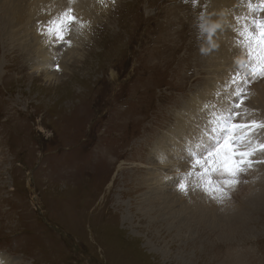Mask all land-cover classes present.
<instances>
[{
	"label": "rangeland",
	"instance_id": "obj_1",
	"mask_svg": "<svg viewBox=\"0 0 264 264\" xmlns=\"http://www.w3.org/2000/svg\"><path fill=\"white\" fill-rule=\"evenodd\" d=\"M214 2L112 0L107 11L91 19L83 46L71 53L77 18L70 0H45L42 10L32 9L30 1L12 2L22 13L16 28L2 23L7 0L0 1V256L13 264H264V186L258 179L264 177V117L244 115V122L240 117L241 100L264 83V71L250 62L260 57L252 52L261 48L257 23L264 21V3L226 0L217 7ZM232 8L236 16L224 17ZM66 15L74 19L66 21ZM243 21L248 30L241 42L249 57L241 60L242 54L233 58L234 40L242 33L234 26ZM45 38L51 40L46 47L58 53L48 79L47 70H37L41 56L32 47ZM254 38L255 46L246 48ZM210 63L226 79L217 87L221 97L205 112L195 102L215 81ZM234 82L242 90L238 100ZM191 110L195 133L203 132L208 144L190 148L189 155L184 144L174 165L167 163L169 150L157 163L161 147H155ZM230 117L232 123L256 125L234 132L238 149L253 154L235 177L210 167L205 172L196 161L223 140ZM136 168L153 176L139 169L142 176L135 181L130 174ZM156 173L163 175L162 185H155ZM137 184L143 189L136 190ZM165 195L171 197L167 202ZM164 203L174 211L178 206L177 212ZM143 205L164 210L148 212L153 210L144 211ZM199 209L213 219L199 222ZM179 213L188 214L190 222L176 236L171 215Z\"/></svg>",
	"mask_w": 264,
	"mask_h": 264
},
{
	"label": "bare ground",
	"instance_id": "obj_2",
	"mask_svg": "<svg viewBox=\"0 0 264 264\" xmlns=\"http://www.w3.org/2000/svg\"><path fill=\"white\" fill-rule=\"evenodd\" d=\"M1 1V0H0ZM29 1H30V4H31V6H32V9H33V7L34 8H37V9H39V10H42V9H44V2H45V0H12L11 2H10V0H7V3H6V6L3 8V10H2V14H6L7 13V15H4V17L3 18H5V19H2V17H1V20H2V23H5V25L7 26V28H16L17 26H21V20H22V13H21V11L20 12H17V11H15L14 9H13V7H12V2L14 3V5H15V3H17L16 5H18V4H21V6L22 5H24L25 3H29ZM71 1V3H69V7L68 8H70V9H72V11L71 12H73V15H76V18H77V21L75 22V26H76V29H75V32L73 33V38L74 39H77V42L75 43V46H73V47H70V52L71 53H74V52H76V51H78V49L80 48V46H83V44H84V42L86 41V39H87V37H88V35H89V31H90V24H91V19H95L96 18V16L98 15V14H100L101 12H105V11H107L109 8H110V4H112V3H110V1L112 2V0H70ZM216 2H214V4H215V6H217V5H219V6H221V4H225V2H226V0H215ZM8 2H10L9 4H8ZM109 2V3H108ZM213 3V2H212ZM211 3V4H212ZM5 4V3H4ZM27 5V4H26ZM25 6V5H24ZM29 6V5H28ZM38 6H42L41 8H39ZM27 7V6H26ZM30 7V6H29ZM218 7V6H217ZM217 7H215V8H217ZM222 7H225V6H223L222 5ZM46 9V8H45ZM20 10V9H19ZM24 10H25V8H24ZM27 10V9H26ZM35 10V9H34ZM59 11V10H58ZM216 11V10H215ZM24 12V11H23ZM29 12V11H28ZM31 13V12H30ZM29 14V13H28ZM249 14V16L251 15V13H248ZM101 15V14H100ZM67 16V15H66ZM233 16H236V11H235V8H232V9H230L229 10V12L227 13V14H224V17H233ZM252 16V15H251ZM264 16V15H263ZM7 18V19H6ZM258 18V17H257ZM239 19V18H238ZM251 19V18H250ZM255 19H256V17H255ZM14 20H15V22H14ZM28 20V19H27ZM256 21V20H255ZM36 22V21H35ZM93 22V21H92ZM90 23V24H89ZM237 23H238V21H237ZM33 24V23H32ZM66 24V23H65ZM72 25H74V24H72ZM235 28H238V27H240V29H242V33H240V34H238L237 36H236V39L234 40V44H235V46H234V48H235V53H234V59H236V57H238V55L239 54H242V56H241V60H243V58H244V55L246 54L245 52H244V49H243V40H242V42H241V35L243 34V33H245V31L244 30H248V29H246V23H245V21H243V22H241V24H236L235 26H234ZM32 28H34V26L32 27ZM35 29V28H34ZM33 29V30H34ZM25 30H28V28H27V26H25ZM54 30V29H53ZM244 31V32H243ZM39 32H42L41 34H42V36L43 35H45V31H43V30H41V31H39L38 30V33ZM48 33H49V31H48ZM55 33H57V32H53V34H55ZM59 33V32H58ZM57 33V34H58ZM47 34V33H46ZM59 34H61V33H59ZM51 35V34H50ZM244 36H245V34H243ZM47 36V35H46ZM62 36V35H61ZM67 36H69V35H67ZM66 36V37H67ZM39 37H40V35H39ZM58 37V36H57ZM60 37V36H59ZM65 37V38H66ZM42 38V37H41ZM57 40V39H56ZM245 40V39H244ZM248 40V39H247ZM258 40V39H257ZM51 40H49V38H45V39H40V40H38L37 42H34V44H32V47H35V48H37V50H38V53H39V55L41 56V59L39 60V62H37L38 64H39V66L37 67V70L39 71L40 69L41 70H43V71H45V70H47V79L48 78H50V77H52V76H50L49 75V70H50V68H51V66H52V64H54L55 66H56V64L53 62L55 59H58V58H56V55L58 54L56 51V48H52V47H46L47 46V44H48V42H50ZM246 41V40H245ZM249 41V40H248ZM212 42H213V39H211V44H212ZM247 42V41H246ZM245 42V43H246ZM59 44V43H58ZM246 46V45H245ZM253 46V45H252ZM255 46V45H254ZM260 46V45H259ZM254 48V47H253ZM68 49V48H67ZM252 50V49H251ZM251 50H249V51H251ZM58 51H60V50H58ZM248 51V52H249ZM63 52V51H62ZM250 53V52H249ZM251 54V53H250ZM59 55H62V59L64 60V57H65V55L64 54H59ZM247 55V54H246ZM69 56V55H68ZM73 56V55H72ZM210 56V55H209ZM248 57H249V55H247ZM261 56V55H260ZM219 57H225V56H219ZM252 57V56H251ZM254 57H256V56H254ZM259 57V56H258ZM68 58V57H67ZM217 58V57H216ZM226 59H228L227 57H225ZM213 59V58H212ZM224 60V59H223ZM231 60H233V59H231ZM248 60V59H247ZM259 60H260V57H259ZM225 61V60H224ZM229 61H230V59H229ZM246 61V60H245ZM251 61V60H250ZM210 62V61H209ZM221 62H223V61H221V60H219L218 61V63H220L221 64ZM242 62H244V61H242ZM242 62H240V63H242ZM36 63V64H37ZM225 63V62H224ZM231 63V62H230ZM246 63V62H245ZM244 63V64H245ZM247 63L249 64L250 62H248L247 61ZM247 63H246V65H247ZM32 64H34V63H32ZM212 66H213V63H210ZM216 64V63H215ZM211 65H210V67H211ZM222 65H223V63H222ZM226 65H228V63L226 64ZM235 65V64H234ZM242 65H240V67H241ZM243 66H245V65H243ZM243 66L241 67V68H243ZM248 66V65H247ZM254 66V65H253ZM226 67H228V66H226ZM236 67H237V65H236ZM249 67H250V64H249ZM257 67V66H256ZM259 67V66H258ZM261 67V66H260ZM213 68H214V73H215V76H214V78H215V81L213 82V84L211 85V86H208V87H206V88H204V90L201 92V93H199L198 94V97L196 98V102L195 103H197V104H199V105H201L200 107H199V109H200V111H205L206 112V109L209 107L210 108V105H211V103L213 102V104H214V101L216 100V98L219 96V98L221 97L220 95H221V93L219 92V90H218V86L222 83V81H223V79L225 78V76H226V74L225 73H221L220 71H219V69L218 68H216V66H213ZM247 68V67H246ZM211 69V71H213L212 70V68H210ZM251 69V68H250ZM253 69V68H252ZM259 70V69H258ZM210 70L208 71V72H211ZM235 71H238V70H236L235 69ZM235 71H233V74H232V80H229L230 82H229V84H231L232 83V81H234L235 80ZM245 71V70H244ZM243 71V72H244ZM250 71V70H249ZM248 71V72H249ZM253 71V70H252ZM262 71V70H261ZM242 72V70H240V72L239 73H243ZM252 73H254V71L252 72ZM46 74V73H45ZM212 75H213V73H212ZM250 75V74H249ZM256 75V74H255ZM238 76V75H237ZM247 77H248V74L246 75ZM245 77V76H244ZM116 78H117V75H114L113 74V81H115L116 80ZM241 78V77H240ZM250 78V77H249ZM226 79V78H225ZM227 79H229V78H227ZM239 79V78H238ZM242 79V78H241ZM53 80V79H52ZM208 80V79H207ZM210 80V79H209ZM243 80V79H242ZM250 80V79H249ZM244 82H245V80H243ZM210 82H212L211 80H210ZM236 82V81H235ZM235 82H234V86H236V84H235ZM224 83V82H223ZM246 83V82H245ZM248 83V82H247ZM259 83V82H258ZM210 84V83H209ZM228 84V83H227ZM233 85V84H232ZM222 87V86H221ZM237 88H238V92H236L237 93V99L236 100H238V98H239V96H238V94H239V91H242V90H240L239 88L240 87H238V86H236ZM226 88V84H224L223 85V87H222V89H225ZM231 88V87H230ZM221 89V88H220ZM221 89V90H222ZM236 89V88H235ZM218 90V91H217ZM255 90V91H254ZM224 91V90H223ZM234 91V90H233ZM226 92V91H225ZM235 92H232V94L233 93H235ZM228 94V93H227ZM222 95H224V97H225V95L226 94H222ZM229 95V94H228ZM230 96V95H229ZM242 98V96H240V99ZM219 100V99H218ZM223 101H225V100H223ZM228 101V100H227ZM246 101H247V103H248V101H249V103L248 104H250L251 106H252V110H247L246 109ZM228 103V102H227ZM226 104V103H225ZM242 105V108H243V114L240 116L241 117V122H244L245 120H244V115H247V117H250V118H252V120H260V118L261 117H264V83L262 84V85H259V86H257V87H254V89L253 90H251L250 91V93L247 95V96H245V98L243 99V104H241ZM212 106V105H211ZM220 106V105H219ZM193 107V106H192ZM185 109V108H184ZM195 111H196V109H195ZM191 112H192V110H191ZM184 113V112H183ZM196 113H197V115H199V112L198 111H196ZM212 115V114H211ZM180 116V115H179ZM200 116V118H203V116H204V114H201V115H199ZM224 117V116H223ZM179 118V120L181 121V119L184 121V126L182 125V124H180V121L176 124V129L175 130H172V131H170V133L168 132V133H164V135H163V137H162V139H161V141H160V143L159 144H157V146L155 147V149L157 148V147H161V148H163V150H164V152H163V150L161 149V148H159L158 150H157V152H156V154H157V158H156V160L158 159V162L157 163H159L160 164V162H163V160H164V157H165V154H166V152L169 150L170 151V154L167 156V163L168 164H171V165H174V163H173V157L175 156V155H179L180 154V149H181V147L184 145L185 146V149H184V152H185V154H187V155H189V154H191L192 152H190L189 151V149L190 148H194V149H196V150H198V149H200L201 147H205V144L207 143L208 144V142H207V140L206 139H204V136H203V132H201V133H199L198 135H197V133H195V132H197L196 131V129H194V123H195V114L192 112V113H187V114H185V115H182L181 116V118L180 117H178ZM218 118L219 117H217L216 115H215V119H213V121L214 122H216V121H218ZM198 120V119H197ZM223 120V119H222ZM182 121V122H183ZM264 122H262V124H263ZM249 124L250 125H255L254 123H246V125H248L249 126ZM257 124H261V123H257ZM39 125V124H38ZM256 126V125H255ZM258 126V125H257ZM200 127V126H199ZM262 129V128H261ZM240 130V129H239ZM243 129H241V131H242ZM248 130V129H247ZM263 130V129H262ZM202 131V130H201ZM212 131V130H211ZM201 137H203V140L201 139ZM195 141H198L201 145H203V146H199V144H196L195 143ZM245 144V143H244ZM156 151V150H155ZM247 151H249V150H247ZM163 152V153H162ZM195 153V152H194ZM162 154V155H161ZM168 154V153H167ZM196 155V154H195ZM154 158V157H153ZM152 160V159H151ZM178 162V161H177ZM185 162H188V159L186 158V160H185ZM156 161H155V163H154V168L156 167ZM188 164V163H187ZM176 165V164H175ZM184 165V164H183ZM261 165V164H260ZM160 166V165H159ZM158 167V166H157ZM174 167V166H173ZM176 167V166H175ZM179 167V166H178ZM182 167V166H181ZM195 167V166H194ZM163 168V167H162ZM167 168V167H166ZM180 168V167H179ZM139 169L140 168H136L135 170H132V174H130L132 177H134V180L136 181L137 180V177L138 176H140L141 174H140V172H139ZM183 169V168H182ZM141 170V169H140ZM155 170V169H154ZM262 170V169H261ZM163 171V170H162ZM141 172L144 174V172L146 173L145 175V177H150L151 178V176H153L151 173H149L148 171H146V170H141ZM164 173V172H163ZM264 174V173H263ZM156 175L159 177H155L153 180H154V182H155V185H162L164 182H163V179H162V177H163V175L162 174H158V173H156ZM155 175V176H156ZM262 175V174H261ZM142 176V175H141ZM183 177V176H182ZM189 177V176H188ZM139 178V177H138ZM184 178V177H183ZM182 178V179H183ZM259 178H261L260 180H261V184H260V187H261V189H262V186H264V177H258V179ZM254 179H256L257 180V177L256 176H254ZM144 180H145V178H144ZM187 180V179H186ZM142 181V180H141ZM181 181V180H180ZM257 181H259V180H257ZM243 183V182H242ZM259 183V182H258ZM151 185V184H150ZM199 185V184H198ZM252 185V184H251ZM166 186V185H165ZM135 187H137V189L136 190H139V189H143V187H142V185L141 184H137V185H135ZM150 187V186H149ZM192 187H193V185H192ZM196 187V186H195ZM194 187V188H195ZM179 188V187H178ZM184 188V187H183ZM197 188V187H196ZM264 188V187H263ZM147 189V188H146ZM192 189V188H191ZM256 189V188H255ZM194 190V189H193ZM190 191V190H189ZM251 191V190H250ZM192 192V191H191ZM190 192V193H191ZM201 192V191H200ZM263 192V191H262ZM132 192H130V194H131ZM152 193L153 194H156V193H158L157 192V190H154V191H152ZM172 193V192H171ZM250 193V192H249ZM173 194V193H172ZM196 194V193H195ZM253 194V193H252ZM262 194V193H261ZM168 195H170V194H168ZM176 195V194H175ZM186 195V194H185ZM192 195H194V193L192 194ZM202 195V194H201ZM144 196V195H143ZM158 196V195H157ZM172 196V195H171ZM189 196V195H188ZM191 196V195H190ZM196 196H197V194H196ZM205 196V195H204ZM207 196V195H206ZM259 196V195H258ZM140 197H142V196H140ZM173 197V196H172ZM182 197V196H181ZM249 197V196H248ZM247 197V198H248ZM263 197V196H262ZM261 197V198H262ZM151 198V197H150ZM158 197H155V198H151V199H153V203H154V200H156L157 202L159 201V199H157ZM159 198H161V197H159ZM168 198H169V196H163V198H162V200L163 201H165V202H167L168 201ZM171 198V197H170ZM169 198V199H170ZM188 198V197H187ZM197 198H198V196H197ZM201 198V197H200ZM251 198V200H252V202H253V200H254V198H252V197H250ZM258 198V197H257ZM264 198V197H263ZM141 199V198H140ZM180 199V198H179ZM178 199V200H179ZM184 199V198H183ZM249 199V198H248ZM147 200V199H146ZM173 200H174V197H173ZM197 200V199H196ZM201 200H203V198L201 199ZM200 199H199V201H201ZM150 201V200H149ZM172 200H170V202H171ZM182 201V200H181ZM249 201V200H248ZM255 201V200H254ZM261 201V200H260ZM142 202V201H141ZM169 202V203H170ZM173 202V201H172ZM178 202V201H177ZM186 202V201H185ZM187 202H189V201H187ZM192 202V201H191ZM145 203V202H144ZM150 203V202H149ZM148 203V204H149ZM203 203V202H202ZM208 203V202H207ZM206 203V204H207ZM160 204V203H159ZM162 204V203H161ZM165 204V206L167 207V208H170V205L168 204V203H164ZM179 205H181V203H178ZM199 204V203H198ZM205 204V205H206ZM249 204V203H248ZM257 204V203H256ZM260 204H261V202H260ZM177 205V204H176ZM176 205H175V207H176ZM186 205H188V204H186ZM194 205V204H193ZM161 206V205H160ZM182 206V205H181ZM185 206V205H184ZM200 206V205H199ZM204 206V205H203ZM180 207V206H179ZM192 208H193V206H191ZM147 208V207H146ZM177 209H178V206L176 207ZM175 208V209H176ZM188 208V207H187ZM190 208V207H189ZM197 208V207H196ZM200 208H202V207H200ZM212 208V207H211ZM214 208H216V207H214ZM213 208V209H214ZM218 208V207H217ZM240 208V207H239ZM142 209H144V211H148L149 209H152L153 211H148V212H160V211H162L163 212V210H164V208H161V207H158L157 209L155 208V207H153V206H151V205H148V210H146L145 209V207H144V205L142 206ZM171 209V208H170ZM177 209L174 211L173 209H171V210H173V212H177ZM183 209V208H182ZM185 209H186V207H185ZM208 209H210V208H208ZM139 210H140V208H139ZM187 210V209H186ZM193 210V212H196V209H195V211H194V208L192 209ZM215 210V209H214ZM143 211V212H144ZM185 211V210H184ZM183 211V212H184ZM190 211V209L188 210V212ZM198 211V210H197ZM207 211V213L209 214L210 212H208V210H206ZM222 211V210H221ZM225 211V210H224ZM243 211V210H242ZM171 212V211H170ZM182 212V213H183ZM192 212V211H191ZM229 212V211H228ZM182 213H179V215H177V214H173V215H171V217H172V223H174V225L172 226V227H174V229H175V226L176 227H178L177 228V234H176V236H179V234L182 232V229H186V227L188 226L187 224L190 222L189 221V216H188V214H184V215H181L180 216V214H182ZM211 213H213V211H212V209H211ZM241 213V212H240ZM145 214H146V212H145ZM193 214V213H192ZM208 214H206L205 213V211H200V209H199V212H198V214H197V219H198V221L200 222V221H202V222H208V221H211V219H213V215H211L212 216V218H210V214L208 215ZM225 214L226 215H236V214H228L227 213V211L225 212ZM243 214V213H242ZM156 215H158V214H156ZM165 215V214H164ZM189 215H191V213L189 214ZM245 215V214H244ZM145 216H147V215H145ZM192 216V215H191ZM156 217V216H155ZM161 217V216H160ZM164 217H166V215L164 216ZM168 217V219H170V216H167ZM166 217V218H167ZM215 217V216H214ZM218 217H216V219H217ZM230 218V217H229ZM231 218H233V217H231ZM155 219V218H154ZM153 219V220H154ZM159 219H161V218H159ZM158 219V220H159ZM192 219V218H191ZM195 219V218H194ZM215 219V220H216ZM221 219V218H220ZM165 220V219H164ZM227 220H229V219H227ZM161 221H163V219L161 220ZM222 221V220H221ZM233 221V220H232ZM164 222V221H163ZM196 223H197V221H195ZM195 222H193V223H195ZM217 222V221H216ZM219 222V221H218ZM150 224V223H149ZM200 224V223H199ZM217 224H219V223H217ZM169 225V224H168ZM171 225V224H170ZM187 225V226H186ZM205 225V224H204ZM230 225H232V224H230ZM230 225H228L229 227H230ZM194 226V225H193ZM209 226V225H208ZM212 227H214V226H216V224L215 225H211ZM220 226V225H219ZM222 226V225H221ZM224 226H225V224H224ZM233 226V225H232ZM236 226V225H235ZM240 226V225H239ZM171 227V228H172ZM189 227V226H188ZM191 228V227H190ZM192 229V228H191ZM164 230V229H163ZM171 236V235H170ZM0 264H13L12 262H10L9 261V259H7V257L6 256H0ZM18 264V263H17Z\"/></svg>",
	"mask_w": 264,
	"mask_h": 264
},
{
	"label": "snow or ice",
	"instance_id": "obj_3",
	"mask_svg": "<svg viewBox=\"0 0 264 264\" xmlns=\"http://www.w3.org/2000/svg\"><path fill=\"white\" fill-rule=\"evenodd\" d=\"M262 3H264V0H262ZM73 19L74 17L66 16V21L70 22ZM258 27V43L261 46L262 53H264V21L259 22ZM60 38L63 39V36ZM260 59L264 61V54L260 56ZM261 70L264 71V64H261ZM242 102L243 101L241 100V103ZM237 107H239V105H237ZM236 115H238V113ZM225 127L228 128V132L223 140L217 141L214 147L207 150L206 157L203 159V161L201 159H197L196 163L203 167L205 172H207L210 167L212 171H219L222 174L235 177L239 171V165L247 163L248 161L246 158L253 154L251 152L239 150L237 144L234 142L236 139L234 132L237 129L247 128L248 125L232 123V119L230 117L228 124ZM261 147H264V145H261ZM236 182L237 181L235 180L224 181L225 184H234ZM209 184H211V180H209ZM183 187L184 185H181L182 189Z\"/></svg>",
	"mask_w": 264,
	"mask_h": 264
}]
</instances>
